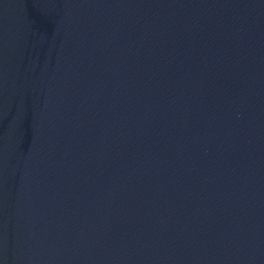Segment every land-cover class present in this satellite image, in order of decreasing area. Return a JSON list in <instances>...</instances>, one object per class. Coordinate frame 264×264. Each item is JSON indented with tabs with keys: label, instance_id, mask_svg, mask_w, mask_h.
Wrapping results in <instances>:
<instances>
[{
	"label": "water",
	"instance_id": "obj_1",
	"mask_svg": "<svg viewBox=\"0 0 264 264\" xmlns=\"http://www.w3.org/2000/svg\"><path fill=\"white\" fill-rule=\"evenodd\" d=\"M0 264H264V0H0Z\"/></svg>",
	"mask_w": 264,
	"mask_h": 264
}]
</instances>
